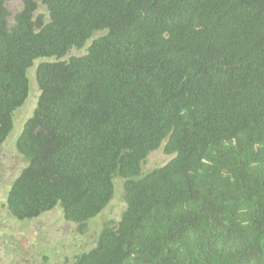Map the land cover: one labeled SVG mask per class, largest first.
<instances>
[{
  "label": "trees",
  "instance_id": "1",
  "mask_svg": "<svg viewBox=\"0 0 264 264\" xmlns=\"http://www.w3.org/2000/svg\"><path fill=\"white\" fill-rule=\"evenodd\" d=\"M6 1L0 148L36 63L40 90L11 215L60 206L84 234L124 169L128 211L76 264H264V0H24L13 26ZM167 136L177 158L143 174Z\"/></svg>",
  "mask_w": 264,
  "mask_h": 264
},
{
  "label": "rangeland",
  "instance_id": "2",
  "mask_svg": "<svg viewBox=\"0 0 264 264\" xmlns=\"http://www.w3.org/2000/svg\"><path fill=\"white\" fill-rule=\"evenodd\" d=\"M7 7L20 11L22 0H8ZM47 15L41 5L37 15ZM45 19L48 20L47 17ZM97 34L94 38L100 36ZM90 41L84 49H74L72 56H82L88 51ZM37 63L29 70L31 80L30 97L14 116L15 127L7 142L0 148V264H75L77 255L95 248L100 230L106 223H117L125 209L123 184L116 181V195L109 210L92 221L85 235H80L77 226L65 221L62 209L57 207L31 221L14 218L7 207V195L11 183L21 173L26 163L15 148V142L25 123L38 106L40 91L35 80ZM171 157L162 150L153 152L143 165V173L166 165Z\"/></svg>",
  "mask_w": 264,
  "mask_h": 264
},
{
  "label": "clouds",
  "instance_id": "3",
  "mask_svg": "<svg viewBox=\"0 0 264 264\" xmlns=\"http://www.w3.org/2000/svg\"><path fill=\"white\" fill-rule=\"evenodd\" d=\"M7 2H8V0L6 1V7H7ZM39 4H41V3H39ZM41 6V5H40ZM46 7V6H45ZM23 8H24V0H22V8H21V10L20 11H17V12H13V11H11V10H9V8L7 7V9L9 10V12L11 13V16H10V18H9V21H10V24L13 26L14 24H16V19H17V16L23 11ZM46 10H47V7H46ZM48 11V10H47ZM40 15H42V14H40ZM35 16H36V14H35ZM39 15H37L36 17H38ZM89 43V42H88ZM87 43V44H88ZM86 47V45L82 48V49H84ZM74 50V49H73ZM87 53H88V51H87ZM86 53V54H87ZM85 54V55H86ZM83 56V55H82ZM29 74V73H28ZM29 77V76H28ZM30 79V78H29ZM35 80H36V77H35ZM36 82H37V80H36ZM30 88H31V80H30ZM39 88V87H38ZM40 91V90H39ZM30 93H31V90H30ZM30 97V96H29ZM29 97H28V99H29ZM39 97H40V95H39ZM28 99L26 100V103H27V101H28ZM25 103V104H26ZM25 104L23 105V106H25ZM38 104H39V100H38ZM22 106V107H23ZM21 107V108H22ZM20 109V108H19ZM18 109V110H19ZM18 110H16V112L18 111ZM38 110V106H37V108H36V110L34 111V114H33V116L30 118V119H32L33 117H34V115H35V112ZM16 112H14V114L16 113ZM29 119V120H30ZM28 121V120H27ZM22 131H23V129H22ZM22 131H21V133H22ZM20 133V134H21ZM170 137L171 136H167V137H165L164 139H162L159 143H158V145H157V147H155L153 150H150V152L148 153V156L151 154V153H153V152H158V151H160V150H162L163 152H164V154L166 155V156H168V157H171V159H170V161L166 164V165H164V166H162V167H160V168H156V169H162V168H165L166 166H168L171 162H173L176 158H177V154L176 153H173V154H170V153H168L167 152V149L170 147ZM148 156H147V158H146V160L148 159ZM23 158V157H22ZM24 159V158H23ZM145 160V161H146ZM25 161V160H24ZM145 161L143 162V165H144V163H145ZM25 163H26V165H25V167L23 168V170L25 169V168H27L28 167V164H27V162L25 161ZM143 165H142V167H141V171H142V173H143ZM156 169H154V170H156ZM23 170L21 171V173L23 172ZM154 170H152V171H154ZM118 171H119V174H117V175H115L114 177H113V180H112V183H113V190H114V193H113V196H112V198H110V200L108 201V203L106 204V206H105V208L102 210V212H101V214L99 215V216H97V217H95V218H93V219H91L90 221H89V223L87 224V229H88V226H89V224L92 222V221H95L96 219H98L99 217H101L103 214H105L108 210H109V208L111 207V205L113 204V200H114V198H115V195H116V181H121V183L123 184V188H122V192H123V199H124V203H125V209H124V211H123V213H122V216H121V218L119 219V221L117 222V223H113V222H110V223H106L104 226H105V228L106 227H112V228H117L118 227V225H119V223L122 221V218H123V216H124V214H125V212H127L128 211V209H129V206H130V204H129V201H127V199H126V192H125V183L127 184L128 182H131L132 184H134V180H136L137 178L136 177H131L130 175H129V173L127 172V171H125L124 169L123 170H119L118 169ZM152 171H150V172H152ZM21 173L16 177V178H18L20 175H21ZM143 174H145V173H143ZM16 178L13 180V182L16 180ZM138 178H140V176L138 177ZM13 182L11 183V185L13 184ZM10 188H11V186H10ZM94 190H95V192L93 193V194H91L92 195V197L94 198V200L97 202L98 200H99V195L98 196H95L96 195V193H97V191H96V187H94L93 188ZM7 197H8V195H7ZM59 207V206H58ZM56 209V208H55ZM52 211V210H51ZM62 213H63V211H62ZM63 217H64V214H63ZM17 219V218H16ZM37 219V218H36ZM65 219V218H64ZM18 220V219H17ZM33 220H35V219H33ZM21 221V220H20ZM27 221V220H26ZM65 221H67L66 219H65ZM68 222H70V221H68ZM70 223H72V224H75L76 226H77V230H78V233L80 234V235H85V233L87 232V230L85 231V233L84 234H81L80 232H79V224L78 223H74V222H70ZM104 226L102 227V229L100 230V232H99V235H100V233H101V231L103 230V229H105L104 228ZM99 235H98V237H99ZM97 243H98V238H97ZM97 248V244H96V246H95V248H93L92 250H90L89 252H86V253H83V254H80V255H77L78 257L79 256H82V255H84V254H89L90 252H92L93 250H95ZM77 256H76V258H75V264H76V259H77Z\"/></svg>",
  "mask_w": 264,
  "mask_h": 264
}]
</instances>
